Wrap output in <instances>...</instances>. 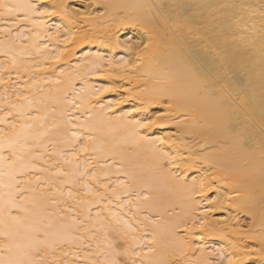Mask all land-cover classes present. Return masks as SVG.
Returning a JSON list of instances; mask_svg holds the SVG:
<instances>
[{"label": "bare ground", "instance_id": "obj_1", "mask_svg": "<svg viewBox=\"0 0 264 264\" xmlns=\"http://www.w3.org/2000/svg\"><path fill=\"white\" fill-rule=\"evenodd\" d=\"M0 3V258L264 264V0Z\"/></svg>", "mask_w": 264, "mask_h": 264}, {"label": "snow or ice", "instance_id": "obj_2", "mask_svg": "<svg viewBox=\"0 0 264 264\" xmlns=\"http://www.w3.org/2000/svg\"><path fill=\"white\" fill-rule=\"evenodd\" d=\"M0 7L7 9L8 12H11L13 9L11 7H9L6 4L0 3ZM29 7H33L32 5H29ZM42 16H53L56 15V13L54 11H48L47 8L45 7V10L43 12L40 13ZM65 43H68L70 41L65 40ZM145 47H147V45H145ZM108 67L113 68V69H125L127 67H129V64L127 61H123V62H116V63H112L111 61H108L107 64ZM111 88H104L103 91H111ZM136 109L133 108V111H135ZM137 126L141 127V128H146L150 125H152L154 123L153 120H145L144 122H140L137 121ZM0 264H25V262L23 261H14V260H8L5 261L3 258H0ZM113 264H117V262H113ZM229 264H234V262L232 260H229Z\"/></svg>", "mask_w": 264, "mask_h": 264}, {"label": "rangeland", "instance_id": "obj_3", "mask_svg": "<svg viewBox=\"0 0 264 264\" xmlns=\"http://www.w3.org/2000/svg\"><path fill=\"white\" fill-rule=\"evenodd\" d=\"M243 222L246 224V223L248 222V219H247V218H245V217H243ZM214 263H215V264H218V263H219V261H215Z\"/></svg>", "mask_w": 264, "mask_h": 264}]
</instances>
